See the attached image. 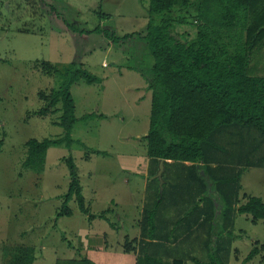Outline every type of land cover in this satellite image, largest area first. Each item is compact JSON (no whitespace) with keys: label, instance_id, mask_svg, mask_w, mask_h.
Returning a JSON list of instances; mask_svg holds the SVG:
<instances>
[{"label":"rangeland","instance_id":"rangeland-1","mask_svg":"<svg viewBox=\"0 0 264 264\" xmlns=\"http://www.w3.org/2000/svg\"><path fill=\"white\" fill-rule=\"evenodd\" d=\"M43 1L0 0V264H7V248L15 245L34 246L35 264H56L68 253L78 257L75 249L81 241L92 243L87 252L91 260L109 264V250L126 254L128 237H138L135 246L142 255L161 264L176 259L209 264L212 256L224 264H244L255 242L264 245V220L254 223L236 209L244 193L264 202L263 135L254 128L226 127L212 137L214 143L205 144L204 167L165 168L162 180L156 177L158 171L145 176L135 170L147 156L143 138L151 113L149 100L143 98L146 91L137 89L144 78L135 70H150L154 64L143 38L148 0ZM70 24L86 30L101 26L120 40L113 42L104 33L81 35ZM176 31L193 39L196 18L176 24ZM74 60L106 79L102 91L72 88L78 115L93 111V100L100 98L99 111L107 116L78 122L72 135L107 155L51 147L44 172L37 174L22 165L26 142L62 133L53 123L55 116L36 113L60 86L55 69ZM248 73L264 76V44L252 51ZM70 156L90 214L107 211L104 217L90 221L75 199L69 203L73 215L57 217L69 189ZM135 204L139 216L159 208L163 226L173 222L174 228L153 231L147 223L140 238V228H129L137 213ZM133 259L132 252L114 261L134 264ZM246 264H264V252Z\"/></svg>","mask_w":264,"mask_h":264},{"label":"trees","instance_id":"trees-1","mask_svg":"<svg viewBox=\"0 0 264 264\" xmlns=\"http://www.w3.org/2000/svg\"><path fill=\"white\" fill-rule=\"evenodd\" d=\"M51 9L60 16L53 4ZM147 13L143 38L154 64L150 70L135 68L146 81L147 90L152 92L150 126L143 138L147 156L156 161L190 162L200 166L207 164L205 144L214 143L212 137L226 127L254 128L264 137V76L248 73L252 51L264 44V0H148ZM188 17L196 18L197 23V34L190 40L176 31V24L186 22ZM69 28L81 35L104 33L113 42L120 40L113 31L104 32L101 26L86 30L70 24ZM55 72L61 78L60 86L46 98V104L36 115L55 116L53 123L62 128V133L27 140L28 153L22 165L37 174L44 172L51 147L65 146L70 150L78 147L107 155L72 135L78 122L106 117L99 111L100 98L93 100L96 105L93 111L79 116L72 88L96 87L102 91L105 77L80 60L70 62L63 69L56 68ZM2 144L0 140V152ZM66 164L70 184L57 217L73 215L69 208L73 199L90 221L104 217L107 211L90 214L74 158L68 157ZM238 212L251 215L257 223L264 220V202L259 197H249ZM149 213L145 214L144 227L148 223L156 231V210ZM136 240L127 238L124 252H135ZM258 244L253 245L244 264L264 252V245ZM6 252L7 264H34L37 250L34 246L15 245ZM80 256L81 259H59L56 264H96ZM138 264L161 263L142 256ZM171 264H184V261L176 259ZM209 264L224 263L212 256Z\"/></svg>","mask_w":264,"mask_h":264},{"label":"crops","instance_id":"crops-1","mask_svg":"<svg viewBox=\"0 0 264 264\" xmlns=\"http://www.w3.org/2000/svg\"><path fill=\"white\" fill-rule=\"evenodd\" d=\"M143 81H145V80H143ZM141 87L139 88H137V89H144L146 92L144 93V95H147V96H143V98L144 99H146V100H149V102H150V104H152V92L151 91H149V90H147V83H146V81L144 82V84H142V85H140ZM105 90V89H104ZM151 114V113H150ZM107 116V115H106ZM238 133H242L241 131H239ZM141 164H139L136 168H135V170H140V172H142V173H144L145 174V176H148L149 174H151L152 172L154 173V172H157L158 171V169H159V161H156V160H153V159H151V158H149L148 156H145V158L144 157H142V161H139ZM164 163H165V168H166V170H173V167L175 166V165H183L184 167H194V166H197V165H194V164H192V163H190V162H176V161H171V160H169V161H165L164 160ZM179 163H181V164H179ZM135 165V164H134ZM206 165V163H203V164H200V166L199 167H204ZM152 171V172H151ZM139 171H138V173H140ZM149 184V183H148ZM148 184H147V182H145V185H146V188L148 187ZM243 189V185H242V182H241V190ZM170 197H171V195H170ZM249 197H254V195H249V194H247V193H244V195L242 196V201H239V203H238V205L236 206V209H237V212H238V209L243 205V204H245L246 202H247V200H248V198ZM134 207H136V210H137V213L134 215V217H132V219H133V221L132 222H130L129 224V228H140V232H141V235L139 236L140 238H142L143 237V232H142V228H144V218H145V214H146V211L144 210V211H141V213H143V215L142 216H139V214H138V205H133ZM160 207V206H159ZM72 210V209H71ZM208 210H209V208H208ZM209 212L210 213H213V211H211V210H209ZM80 213H81V211H80ZM163 213L164 212H162L159 208H157V210H156V215H155V228H174V223L172 222V223H170L168 226L167 225H164L163 226ZM83 214V213H82ZM238 214H240L241 216H245L246 218H248V219H251L252 220V216L251 215H249V214H241V213H239L238 212ZM83 215H85V214H83ZM127 215V214H126ZM125 215V216H126ZM179 215H180V213H177L176 214V217H179ZM85 216H88V215H85ZM89 219V218H88ZM128 219V218H127ZM128 221H129V219H128ZM260 221V220H259ZM258 221V222H259ZM257 222V223H258ZM125 225V224H124ZM194 228V227H193ZM152 236H154V235H152ZM128 237V236H127ZM127 237H125V239L127 238ZM128 239L129 240H133V239H137L138 240V237H134V238H132V239H130V237H128ZM153 241L155 240V238L153 237V239H152ZM94 241V240H93ZM257 242H255L254 244H256ZM92 244V243H91ZM91 244L90 245H88V244H86L84 241H81L80 243H79V245H78V247H76V249L75 250H81V253H78V251H77V254H79L78 255V257L76 256V254H73L72 253V255H71V253H68V254H66L67 255V257H66V259H81L82 257L80 256L81 254H82V252H84V256H86L87 258H89L88 257V254H87V252H88V249L91 247ZM136 251L135 252H133L134 253V259H133V261H134V264H138V259H139V257H142L143 255H142V253L139 251V249H138V247H136ZM90 250V249H89ZM109 252H110V254L111 255H109L110 256V258L108 259V262H109V264H113L115 261H114V259H116V258H118L119 256H121V255H129L130 253H123V254H121V255H117V254H114V252L112 251V250H109ZM71 255V256H70ZM112 256V257H111ZM116 257V258H115ZM126 256H123L122 258H125ZM36 259H37V252H36ZM90 259V258H89ZM36 261V260H35ZM93 262H95L94 260H92ZM96 263V262H95ZM34 264H35V262H34ZM96 264H98V263H96ZM114 264H117L116 262L114 263Z\"/></svg>","mask_w":264,"mask_h":264},{"label":"water","instance_id":"water-1","mask_svg":"<svg viewBox=\"0 0 264 264\" xmlns=\"http://www.w3.org/2000/svg\"><path fill=\"white\" fill-rule=\"evenodd\" d=\"M164 170H165V163H164V160H160V161H159V169H158L157 176H156L158 179L162 180ZM162 188H163V187H162Z\"/></svg>","mask_w":264,"mask_h":264}]
</instances>
